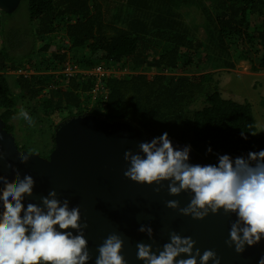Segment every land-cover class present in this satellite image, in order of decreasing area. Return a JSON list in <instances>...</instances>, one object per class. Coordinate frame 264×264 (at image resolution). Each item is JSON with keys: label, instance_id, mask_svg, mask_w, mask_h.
<instances>
[{"label": "trees", "instance_id": "trees-1", "mask_svg": "<svg viewBox=\"0 0 264 264\" xmlns=\"http://www.w3.org/2000/svg\"><path fill=\"white\" fill-rule=\"evenodd\" d=\"M23 1L33 26L26 45L10 39L7 13L0 11V116L14 136L13 120L23 108L34 124L20 119L32 132L43 122L55 130L61 120L86 112L128 119L154 138L167 132L189 144L210 164L221 155L235 160L264 150L252 103L224 98L214 77L244 61L251 71H264V0ZM202 57L205 70L189 74ZM67 64L121 72L104 77L103 91L94 94L96 79L67 76ZM19 69L33 73L16 75L14 96L7 74ZM260 105L264 110V96ZM25 138L16 141L19 149L41 151L28 149L29 133ZM46 143L52 146L40 152L45 157L54 131Z\"/></svg>", "mask_w": 264, "mask_h": 264}, {"label": "clouds", "instance_id": "clouds-1", "mask_svg": "<svg viewBox=\"0 0 264 264\" xmlns=\"http://www.w3.org/2000/svg\"><path fill=\"white\" fill-rule=\"evenodd\" d=\"M17 117L29 125L34 124L33 117L23 108ZM139 148L143 155L130 150L124 153L128 162L125 177L139 184L159 185L154 189L157 193L164 181L169 182L167 190L171 196L191 193L186 206L181 207L179 200H168V208L195 220H204L209 214L220 213L221 209L225 215L234 213L237 219L230 225V239L226 243L234 246L237 253L242 254L246 245L254 246L264 237V150L235 160L221 155L218 164L202 166L190 164L191 146L176 150L167 132L151 142L141 143ZM32 155L20 152L21 163L26 164ZM3 159L4 153L0 151V161ZM14 171V181L0 175L3 185L0 188L3 208L0 212V264H88L91 254L84 236L88 224L80 223V207L70 208L69 200L61 202L57 192L52 190L40 197L42 207L29 202L25 208L22 201L26 195L33 196L35 180L29 174L21 178L19 169ZM57 225L63 231H58ZM69 229H75L78 234ZM139 231L153 237L150 226L142 225ZM169 236V242L158 254L151 245L137 243V258L145 264H198L199 257V264H209L210 260L220 264L214 251L205 250L201 254L190 236L182 237L175 231ZM124 243L121 235H108L97 248L99 255L95 264H126L121 255ZM182 256L187 258L177 259ZM259 264H264V257Z\"/></svg>", "mask_w": 264, "mask_h": 264}, {"label": "water", "instance_id": "water-1", "mask_svg": "<svg viewBox=\"0 0 264 264\" xmlns=\"http://www.w3.org/2000/svg\"><path fill=\"white\" fill-rule=\"evenodd\" d=\"M22 0H0V11L11 14L17 10ZM154 137L139 124L128 119L110 121L105 116L86 112L61 120L54 130V147L47 157L39 151L31 152L29 161L21 163L15 136L6 129L0 116V151L4 153L0 161V175L14 181L19 169L21 178L25 174L35 180L33 196L24 197L25 208L29 202L43 206L40 197L52 190L61 202L68 199L69 207H80V223H87L84 236L88 241L91 259L95 264L99 255L97 248L112 233L121 235L124 248L121 255L126 264H145L137 258V243L152 246L158 254L169 242L170 232L182 237H191L201 254L205 250L214 251L220 264H259L264 257V237L254 246H245V251L237 253L234 246L226 243L230 239V225L237 219L234 213L225 215L223 209L218 214H209L204 220L183 216L177 210L166 206L168 200H179L180 206L188 204L191 193L171 196L167 190L168 181L162 182L159 193L154 189L159 185L139 184L124 176L128 162L125 151L142 154L141 143L151 142ZM176 150L190 146L181 140L169 137ZM189 163L209 165L204 156L191 147ZM11 164L12 167H8ZM3 185L0 184V188ZM3 211L0 202V212ZM150 226L153 237L142 233L139 228ZM58 231H63L56 226ZM78 234L75 229H69ZM187 258V256L178 257ZM199 257H197L199 264ZM209 264H215L213 260Z\"/></svg>", "mask_w": 264, "mask_h": 264}, {"label": "rangeland", "instance_id": "rangeland-1", "mask_svg": "<svg viewBox=\"0 0 264 264\" xmlns=\"http://www.w3.org/2000/svg\"><path fill=\"white\" fill-rule=\"evenodd\" d=\"M4 22L5 28L9 31L12 41L21 45H26L27 42L31 41L32 35L30 33L33 26L30 23L26 1H23L15 12L5 15ZM20 52H23V49L15 50L13 54H19ZM204 60L205 57H202L200 61L197 60L194 65H192V68L189 67L190 71L188 73L198 74L203 72L205 70ZM16 75L15 72H9V74H7V80L12 88L14 96H17V93L20 91L16 83ZM214 77L218 82V89L224 98L232 99L237 102L248 101L252 103L257 129L258 131L263 130L264 110L260 105V100L264 96V71L257 73L253 72L250 69L249 63L244 61L238 65L236 70H221V72L216 73ZM66 115V113L64 115H57L53 120L57 122ZM13 123L16 126L15 137L18 143L21 140H25L26 133H29L28 149L34 146L39 147L44 154L48 152L52 144L46 142L50 141L51 143V134L54 131L50 122H43L42 126L36 125L33 132L30 127L25 126L26 123L20 118L14 119ZM48 124H50L51 130ZM24 128L28 129L31 133L27 132Z\"/></svg>", "mask_w": 264, "mask_h": 264}, {"label": "built area", "instance_id": "built-area-1", "mask_svg": "<svg viewBox=\"0 0 264 264\" xmlns=\"http://www.w3.org/2000/svg\"><path fill=\"white\" fill-rule=\"evenodd\" d=\"M77 72H81L84 75L92 76L96 79V87L93 90V93L97 94V93L103 91L102 80L104 77H106V76L108 77L112 74L120 73L121 71H119L118 69H115V68H110V67L106 68V67H101V66H98V67H95L93 69L86 70V71L85 70L80 71V70H78L77 66H73L71 64H67L66 69L64 70V73L67 76H71ZM15 73L17 75L28 76V75L32 74L33 71L32 70H26V69H19Z\"/></svg>", "mask_w": 264, "mask_h": 264}]
</instances>
